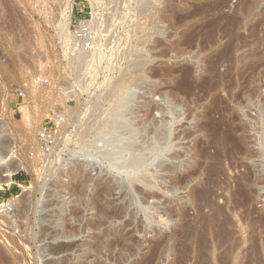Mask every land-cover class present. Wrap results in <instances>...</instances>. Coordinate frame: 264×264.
<instances>
[{"label":"rangeland","instance_id":"obj_1","mask_svg":"<svg viewBox=\"0 0 264 264\" xmlns=\"http://www.w3.org/2000/svg\"><path fill=\"white\" fill-rule=\"evenodd\" d=\"M67 1L0 0V161L21 164L0 189V264L20 255L16 264H195L198 234L211 222L239 241L236 259L217 264H238L244 255L264 264V0L249 14L243 6L250 0H102L107 21L96 38L107 58L100 73L89 70L88 84L66 69L80 48L59 33ZM91 10L88 1L71 0L72 33ZM234 15L237 28L202 46L206 22L217 18L220 36ZM86 42L91 49L90 40L78 44ZM228 42L237 47L233 57L253 50L260 59L231 64L221 52ZM118 71L131 77L121 97L124 117L114 116L122 123L112 117L97 142H80L69 128L72 141L54 149L55 114L66 116L83 101L114 113L93 94ZM42 130L54 141L40 151ZM116 142L149 158L150 185L137 184L141 191L127 183L137 167L110 154ZM64 245L73 248L56 252Z\"/></svg>","mask_w":264,"mask_h":264},{"label":"bare ground","instance_id":"obj_2","mask_svg":"<svg viewBox=\"0 0 264 264\" xmlns=\"http://www.w3.org/2000/svg\"><path fill=\"white\" fill-rule=\"evenodd\" d=\"M67 1V0H66ZM86 1H88L89 2V4L91 5V17H90V19L88 20V21H84V22H81L80 23V28L81 27H83V26H87L90 30H91V36H90V45H92V48L90 49H86V48H84L83 47V45H82V47H80L79 49H77V50H74L73 51V55L71 56L72 58L70 59L69 58V60H68V64H67V66H68V68H66V69H68L67 70V72H69V74H71V75H73V76H75L76 78H78L79 79V77L80 76H84V80H83V82H81L82 84L84 83V84H88V82H91V80H90V77H89V75H88V72H89V70H94V71H97L98 73H100V71H101V64L103 63V61L105 62V60H104V57L105 58H107L105 55H104V57H103V49H105L106 48V46H105V48H103V45L101 44V42L99 41V40H97V34L98 33H100L99 31L100 30H102V28H103V25L106 23V18L105 17H102L100 14H99V6H100V4H101V1L102 0H86ZM123 2H129V0H122ZM157 1H159V0H153V2L155 3H157ZM251 2H245L246 4H244V12L247 14V12H248V14L250 13V11L252 10V8L255 6V4H257V3H259V2H262L263 0H250ZM68 2V1H67ZM224 2V1H223ZM239 3V2H238ZM209 4V3H208ZM215 4V3H214ZM66 6L67 7H65V9H66V13L62 16V18H61V21L59 22L60 23V25H58L59 26V33L61 32V35H63V37L65 38V41H66V43L68 42H70L71 44L74 42H76V35H75V33H72V31H70V27H69V18H70V16H69V13H70V9H71V0H69V2H68V4H66ZM214 6V5H213ZM212 6V4H210V5H207L206 7L207 8H209L208 9V11L213 7ZM215 7V6H214ZM242 7V8H243ZM197 8V7H196ZM199 8V7H198ZM220 8V7H219ZM201 9V8H200ZM212 10L213 11H215L214 10V8H212ZM211 10V11H212ZM195 11V10H194ZM210 11V12H211ZM218 11V10H217ZM197 13V12H196ZM209 13V12H208ZM242 13H243V11H242ZM241 13V14H242ZM199 14V13H198ZM201 14V13H200ZM237 14V13H236ZM245 14V15H246ZM191 15H193V14H191ZM190 15V16H191ZM214 15V14H213ZM216 15V14H215ZM197 16V15H196ZM217 16V15H216ZM235 16V15H234ZM242 16V15H241ZM244 16V15H243ZM200 17V16H199ZM204 19H205V17H203ZM240 19H241V17H239V16H235V17H231V18H228L227 19V21L225 22V23H227L226 24V26L228 25V27H226L225 25H223V26H225V28L227 29H225V30H223L224 28L223 27H221V28H223L222 29V31H225V32H223L220 36H218L217 34H218V30L217 29H219L220 28V26H219V28L217 27V18L215 19L214 17H213V19H210L208 22H206L205 23V25H203V26H205L204 28H206V27H208L209 28V31H207L208 33H207V40H206V38H204L206 41H204L203 42V45L202 46H204V47H211V45H213V44H215V42H217L216 41V39L217 40H219L220 38H226V36H227V31L228 30H231V28H237L238 26H239V24H240ZM125 26H127V22H124V24H123V27H125ZM202 26V27H203ZM221 31V32H222ZM232 31V30H231ZM231 31H229V33L231 32ZM235 31L233 30V33H234ZM193 33V32H192ZM219 33H220V30H219ZM232 33V34H233ZM204 35V34H203ZM229 36H230V34H229ZM228 36V37H229ZM64 41V42H65ZM231 41V40H230ZM68 43H67V45H68ZM73 43V44H74ZM65 45V44H64ZM70 47H72L71 45L68 47V48H70ZM73 48H74V45H73ZM114 48V47H113ZM203 48V47H202ZM237 47H235V45L233 44V43H231V42H228L227 44H225V46L223 47V49H222V53L224 54V58H227V57H231V64H233V65H235V66H238V65H243L244 66V64H247V62L251 59V58H254L255 56H257L259 53H254L255 54V56L253 55V54H248V55H245L246 53H243V52H241L240 54L241 55H235L234 57H233V51H234V53H235V51L237 52V49H236ZM68 50V49H67ZM110 50H112L113 51V49H109V51ZM116 50V49H115ZM69 51V50H68ZM118 51V50H117ZM120 51V50H119ZM123 51V52H122ZM256 51V50H255ZM67 52V51H66ZM65 52V53H66ZM126 52V51H125ZM124 54V50H121V52H119V54H115L116 56H120L121 54ZM243 53V54H242ZM248 53V52H247ZM238 54V53H237ZM53 55V54H52ZM68 55V54H67ZM232 55V56H231ZM253 57H252V56ZM260 55V54H259ZM261 56V55H260ZM259 56V57H260ZM222 57V56H221ZM56 58V57H55ZM54 58V59H55ZM57 59V58H56ZM229 59V58H228ZM254 59H257V60H259L258 59V57L257 58H254ZM254 59H252V60H254ZM262 59V58H261ZM228 62V61H227ZM254 62H255V60H254ZM254 62H250L249 63V65L248 66H254V65H256ZM259 62H261V60L259 61ZM258 62V63H259ZM55 63V62H54ZM251 63H253V64H251ZM52 64V63H51ZM58 64V63H57ZM246 66V65H245ZM51 67H53V66H51ZM52 70V69H51ZM57 70V69H56ZM65 70V69H64ZM55 71V70H54ZM118 72H120V71H118ZM65 74V73H64ZM118 75V74H117ZM116 74H115V76H114V78H111V79H109V84L107 85V88H104V90H103V92L102 93H100L99 95H95V94H93L95 97H96V99H101L102 101H104V102H107V103H109V104H111L110 105V107H112V108H116V109H114L113 111H114V113H112V111L111 110H103L100 106H99V104H96L94 107H89L88 105H87V103H86V101H83V103H80L78 106H77V108L75 107V109L74 108H72V110L70 109V110H68L67 111V115L66 116H63V115H61V114H59V113H57V114H55L54 116H53V118H54V122L57 124V126H58V132H56L55 134H54V136H52V138L54 137V139L56 140L55 142H56V145L54 146L55 148L54 149H56V148H58L59 146H63L64 144H66V143H69V141H72V140H70V131H69V128H72L73 130H72V133H74L75 134V138L78 140V141H80L81 139H84V138H86V140L87 139H93V140H95L94 142H97L96 140H98V141H100L99 139H100V137H101V129H103L102 127H103V125H106L105 123H107L108 121H111V119H112V117H114V116H122V111H121V109L123 108V104H122V98L121 97H123L122 96V94H123V92L125 91V88L127 87V85H128V83H129V81H131V80H129V77L127 76V75H124L123 74V72H120V74L117 76ZM67 76V75H66ZM70 76V75H69ZM117 76V77H116ZM131 78V77H130ZM77 79V80H78ZM78 82V81H77ZM80 83V82H79ZM80 83V84H81ZM81 84V85H82ZM90 84V83H89ZM92 84V83H91ZM211 84V83H210ZM80 85V87H83V86H81ZM208 85V84H207ZM213 85H214V83H213ZM88 86H86V88H87ZM207 89H208V87H206ZM214 88V87H213ZM216 88V87H215ZM84 88H82V90H83ZM203 89H205V88H203ZM211 90V89H210ZM86 92V91H85ZM206 92V91H205ZM208 92V91H207ZM75 96H79V94L78 93H75L74 94ZM92 95V94H91ZM92 95V96H93ZM126 107V106H125ZM127 108V107H126ZM120 110V111H119ZM122 117H124V114H123V116ZM114 118H117L118 119V117H114ZM120 118V117H119ZM126 119V118H125ZM113 120V119H112ZM116 120V119H115ZM122 120V119H121ZM118 121H120L119 119H118ZM109 123V122H108ZM115 123H117V122H115ZM119 123V122H118ZM120 123H122V121H120ZM125 123V122H124ZM124 123H123V125H121L122 126V128H124V129H127V127L126 126H124ZM113 125V124H112ZM125 125H127L126 123H125ZM108 127L110 126V125H107ZM128 126H129V124H128ZM130 126H131V124H130ZM111 127H113V126H111ZM105 128H106V126H105ZM118 128V126L117 127H115V129H117ZM122 128H120L122 131H123V129ZM129 128V127H128ZM110 130H112V129H110ZM119 130V129H118ZM121 130H119V132L121 133ZM113 132H116V130L115 131H113ZM118 132V131H117ZM124 132H126V130H124ZM53 135V134H52ZM54 139H52L53 141H54ZM85 140V139H84ZM92 140V141H93ZM83 141V140H82ZM81 142V141H80ZM133 142V141H132ZM234 143V142H233ZM54 144V143H53ZM78 144V143H77ZM80 145V144H79ZM83 145V144H82ZM38 146H39V149H40V151L42 150V148L40 147L41 145L40 144H38ZM53 146V145H52ZM66 146V145H65ZM81 146V145H80ZM220 146V145H219ZM222 146V145H221ZM64 148V147H63ZM62 148V149H63ZM136 149V147H134V144H132V143H129V144H126V145H121V144H119V143H115V144H113V146L110 148V154H111V152H112V155L114 156V157H117V159H118V157H120V158H122V159H124L125 161H126V165H124V164H122V165H124L125 167H137V170H131L130 172L132 173L131 174V176H128L127 178H128V184H129V190H131V189H133L134 191H141V189H140V187L137 185V184H140V185H143V186H149L150 184H149V182H148V179H147V176L146 175H144V171H145V167L147 166V165H149V161L150 160H148L149 158H145L144 157V155L146 156V154H144V155H138V154H135L134 153V151H135V149ZM53 149V148H52ZM53 149V150H54ZM220 149V148H219ZM79 150V149H78ZM104 150L105 149H103V152H104ZM109 150V149H108ZM158 150V149H157ZM85 151V150H84ZM101 152H102V150H101ZM102 152V153H103ZM105 152H106V150H105ZM152 152V151H151ZM107 153V152H106ZM80 154V153H79ZM143 154V153H142ZM148 154H150V152L148 153ZM148 154H147V156H148ZM153 155V154H152ZM52 156V155H51ZM112 156V157H113ZM150 156V155H149ZM9 157V156H8ZM8 157H6V158H4L3 160L1 159V161H0V189L4 186V185H7V184H9L10 182H11V175H12V172L13 171H16L18 168H20V166H21V164L20 163H16V164H12V162H11V160H10V158H8ZM49 157H50V155H49ZM54 158H55V156H53ZM88 157H91L90 156V154H88L87 155V158ZM59 158V157H58ZM57 158V159H58ZM36 159H38V160H36V162L37 161H39V157L38 158H36ZM42 159V158H41ZM47 159H48V157H47ZM116 159V158H115ZM35 160V159H34ZM44 160V159H43ZM51 160H52V158H51ZM119 160H121V159H119ZM59 161H61V160H59ZM122 161V160H121ZM124 161V162H125ZM156 161V160H155ZM35 162V163H36ZM47 162H49V161H47ZM151 162H154V159L151 161ZM12 164V166H11V164ZM29 163H30V161H29ZM44 164V163H43ZM42 164V165H43ZM48 164V163H47ZM59 164V163H58ZM153 164V163H152ZM39 165H40V163H39ZM60 165V164H59ZM141 165H143V166H141ZM146 165V166H145ZM159 165L160 166H163V161L161 162V163H159ZM52 166V165H51ZM57 166V165H56ZM42 167V166H41ZM40 168V167H39ZM45 168V167H44ZM47 168V167H46ZM45 168V169H46ZM216 168V167H215ZM165 169H168V167H165ZM41 170H42V168H41ZM77 170H79V174H80V176H85V177H87L88 175H86V174H83V173H85V172H87V170L84 172L83 171V168L82 167H80V168H77ZM212 171V170H211ZM210 171V172H211ZM40 172V171H39ZM42 172H43V170H42ZM48 173H50V172H48ZM118 173V172H117ZM45 174V173H44ZM47 174V173H46ZM45 174V175H46ZM128 174H130V173H128ZM212 174V173H211ZM218 174V173H217ZM43 176V175H42ZM46 177V176H45ZM41 178V177H40ZM116 178V177H115ZM246 183H248V182H246ZM119 184H121V181L117 178V179H115V181H114V184L112 185V191H115V189H117L118 188V186H119ZM248 185H249V183H248ZM247 184L245 185V187L246 186H248ZM243 187V186H242ZM243 189H244V187H243ZM246 189V188H245ZM243 192V191H242ZM245 192V191H244ZM249 192H251L250 191V188L248 189V187H247V193H249ZM254 192V191H253ZM245 194H246V192H245ZM116 194L114 193L113 194V196H115ZM242 195V194H241ZM245 196V195H244ZM250 198V197H249ZM17 202V201H16ZM12 203H14V202H12ZM10 206H12L13 207V205H9V207ZM12 207H10L11 209H14V208H12ZM8 208V207H7ZM14 210H16V209H14ZM14 212H17V211H14ZM217 212H219V214H220V212L221 211H217ZM216 212V214H218ZM212 213V212H211ZM13 214V213H12ZM17 214H19V213H17ZM16 215V214H15ZM17 216V215H16ZM19 216V215H18ZM20 216H21V214H20ZM19 218V217H18ZM208 218V217H207ZM211 218V217H210ZM214 220V219H213ZM208 223V222H207ZM206 223V224H207ZM212 223V222H211ZM207 224L206 225V227H204V229L202 230V233L201 234H198L199 235V237H197L198 239V243H199V248L201 249L197 254H196V260H197V262L195 263V264H211V263H213V264H217V263H219L221 260H231V259H236V254L234 253V251H235V248H236V242H239V241H236L235 239L233 240V238H232V235H231V233L229 232V231H227V230H224V229H221V228H219V229H217L215 226H213V224ZM222 224H224V223H222ZM221 224V225H222ZM20 225V224H19ZM90 225V224H89ZM216 225V224H215ZM220 225V226H221ZM217 226V225H216ZM221 227H223V226H221ZM24 230V229H23ZM68 230H73V229H71L70 227H69V229ZM14 231V230H13ZM26 231V230H25ZM21 232V231H20ZM27 232V231H26ZM30 233H32V232H30ZM4 234V233H3ZM6 234V233H5ZM1 235V234H0ZM9 235V234H8ZM15 236V235H14ZM3 237V236H2ZM99 237L100 236H97V239H99ZM1 238V237H0ZM6 238H7V236H6ZM11 238H13V237H11ZM15 238H16V236H15ZM32 238V237H31ZM18 239V238H17ZM240 239V238H239ZM6 240V239H5ZM8 240V239H7ZM244 240V239H243ZM10 241H12V240H10ZM13 241H14V239H13ZM12 241V242H13ZM31 241V240H30ZM235 241V242H234ZM241 241V240H240ZM16 242V243H15ZM13 243H15V244H13V245H16L17 244V246H18V243H19V241H18V243H17V241L15 240ZM12 244V243H11ZM223 244H226V246H225V248H224V250L220 253V254H218L217 253V250L220 248V247H222L223 246ZM240 244V243H239ZM7 245V244H6ZM11 246V245H10ZM16 246V247H17ZM12 247V246H11ZM21 247V246H20ZM20 247H18V249H21ZM30 247V246H29ZM8 248H10V247H8ZM27 248V247H26ZM31 248V247H30ZM61 247H59L58 249H57V251L56 252H58V251H60V250H62L63 251V249H65V250H69L70 248H73V247H71V245H64L61 249H60ZM13 249V248H12ZM14 249H15V247H14ZM14 249H13V252H14ZM53 249V248H52ZM51 249V250H52ZM8 250V249H7ZM10 250V249H9ZM72 250V249H71ZM11 251V250H10ZM16 251V250H15ZM54 251V250H53ZM53 251H51V252H53ZM12 252V253H13ZM18 252V251H17ZM16 252V253H17ZM50 252V251H49ZM55 251H54V253H56ZM19 253H20V251H19ZM59 253V252H58ZM21 254V253H20ZM13 255H15V254H13ZM17 255V254H16ZM19 256V255H18ZM16 257V256H15ZM250 257V256H249ZM249 257L248 256H246V255H244L243 256V258L241 259V261L239 260V263L238 264H249ZM22 259V256L20 255V258L18 259L17 257H16V261L18 262H20V260ZM65 260V259H64ZM260 261V260H259ZM16 262V263H17ZM68 262V261H67ZM15 263V264H16ZM259 263V262H258Z\"/></svg>","mask_w":264,"mask_h":264},{"label":"built area","instance_id":"obj_3","mask_svg":"<svg viewBox=\"0 0 264 264\" xmlns=\"http://www.w3.org/2000/svg\"><path fill=\"white\" fill-rule=\"evenodd\" d=\"M80 24V23H79ZM75 35H76V44L75 47H82V45L80 46L78 43L82 42V41H89L90 36H91V30L87 27V26H83V27H78L76 30H74ZM84 48H88L89 44L86 42L83 45ZM39 141H40V145L41 148L46 147L48 148L49 145H52V138L50 133H47L45 130H42L39 134Z\"/></svg>","mask_w":264,"mask_h":264}]
</instances>
